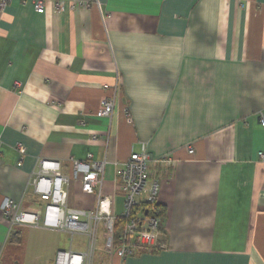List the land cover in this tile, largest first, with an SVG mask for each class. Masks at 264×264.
I'll return each mask as SVG.
<instances>
[{
  "label": "crops",
  "instance_id": "1",
  "mask_svg": "<svg viewBox=\"0 0 264 264\" xmlns=\"http://www.w3.org/2000/svg\"><path fill=\"white\" fill-rule=\"evenodd\" d=\"M56 1L0 6V264L11 233L28 228L11 227L1 203L42 206L30 183L39 158L70 177V158L104 159L102 191L119 215V171L141 144L153 160L174 158L150 162L163 247L122 264H264V0ZM116 80L105 118L100 100ZM81 175L66 205L93 211ZM100 228L99 264H119Z\"/></svg>",
  "mask_w": 264,
  "mask_h": 264
},
{
  "label": "built area",
  "instance_id": "2",
  "mask_svg": "<svg viewBox=\"0 0 264 264\" xmlns=\"http://www.w3.org/2000/svg\"><path fill=\"white\" fill-rule=\"evenodd\" d=\"M8 0H1L3 7ZM36 10L42 12V0H36ZM57 8L61 1H56ZM119 90L118 81L112 86V93L104 95L100 100L98 114L109 118L113 111L115 98ZM264 126V118L261 120ZM21 162L26 155L23 144L14 146ZM187 152L193 154V148ZM264 158V153L259 152ZM157 165H170L174 158L164 155L151 159L145 144H141L139 151H131L122 163L119 171L118 189L122 193V210L119 215L112 211L113 196L102 191L103 171L105 160H95L89 153L84 159L70 158L72 176L61 172L57 160L39 158L35 170L32 172L31 186L34 193L42 202V206L35 211L23 209L20 202L5 198L1 203L2 214L10 222L11 227L46 228L56 232H64L70 237L68 249H58L53 264H99L100 224L105 228L103 250L118 258L119 264L127 256L138 249L156 250L163 247L159 240V230L164 227L165 219L158 214V178H151L150 162ZM81 173L80 183L87 193L96 195V207L93 211L69 208L66 205L67 186L71 178ZM145 195V200L141 197ZM122 223L120 230L114 236L117 220ZM80 234L84 237V249L72 250L73 236Z\"/></svg>",
  "mask_w": 264,
  "mask_h": 264
},
{
  "label": "rangeland",
  "instance_id": "3",
  "mask_svg": "<svg viewBox=\"0 0 264 264\" xmlns=\"http://www.w3.org/2000/svg\"><path fill=\"white\" fill-rule=\"evenodd\" d=\"M101 229V228H100ZM120 228L117 229V232ZM19 241H15L14 235H17ZM11 233V237L4 251L3 262L5 264H51L48 263L45 256L51 243L58 249H68L70 246V237L63 232L45 231L42 229L27 228L24 232ZM102 232H99L101 238ZM73 247L80 244L84 238L80 234L72 237ZM55 257V255H54Z\"/></svg>",
  "mask_w": 264,
  "mask_h": 264
},
{
  "label": "trees",
  "instance_id": "4",
  "mask_svg": "<svg viewBox=\"0 0 264 264\" xmlns=\"http://www.w3.org/2000/svg\"><path fill=\"white\" fill-rule=\"evenodd\" d=\"M157 207H158V206H157ZM157 212H158V214L162 215V211H159V209H158ZM121 223H122V222L118 219V220H117V224L120 226Z\"/></svg>",
  "mask_w": 264,
  "mask_h": 264
}]
</instances>
